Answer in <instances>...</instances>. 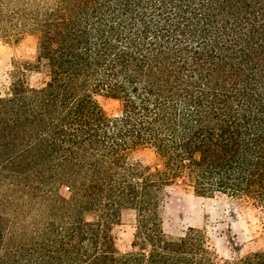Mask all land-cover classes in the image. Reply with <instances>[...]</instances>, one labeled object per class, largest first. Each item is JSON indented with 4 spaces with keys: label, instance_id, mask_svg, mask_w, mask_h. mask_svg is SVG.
I'll list each match as a JSON object with an SVG mask.
<instances>
[{
    "label": "trees",
    "instance_id": "16d2710c",
    "mask_svg": "<svg viewBox=\"0 0 264 264\" xmlns=\"http://www.w3.org/2000/svg\"><path fill=\"white\" fill-rule=\"evenodd\" d=\"M26 36L35 64L0 93V264H264L163 230L182 185L259 209L264 243V0H0V40Z\"/></svg>",
    "mask_w": 264,
    "mask_h": 264
},
{
    "label": "rangeland",
    "instance_id": "374dc122",
    "mask_svg": "<svg viewBox=\"0 0 264 264\" xmlns=\"http://www.w3.org/2000/svg\"><path fill=\"white\" fill-rule=\"evenodd\" d=\"M35 54L36 43L32 37L26 36L19 42L0 40L1 94L8 92L14 64L27 62L33 65ZM26 77L28 85L33 88L43 87L48 81L45 71L41 69L28 71ZM97 100L108 116L117 114L118 103L115 100L104 96H98ZM131 160L144 165L154 162L149 153L134 154ZM262 216V212L252 205H240L220 194L211 199L197 198L191 189L178 185L170 190L163 213V230L175 238L183 235L188 228L203 229L217 260L223 261L264 248L261 239ZM117 230V248L125 253L130 249L134 232L131 214L123 216Z\"/></svg>",
    "mask_w": 264,
    "mask_h": 264
},
{
    "label": "clouds",
    "instance_id": "9594fccd",
    "mask_svg": "<svg viewBox=\"0 0 264 264\" xmlns=\"http://www.w3.org/2000/svg\"><path fill=\"white\" fill-rule=\"evenodd\" d=\"M6 63H7V61H6Z\"/></svg>",
    "mask_w": 264,
    "mask_h": 264
}]
</instances>
